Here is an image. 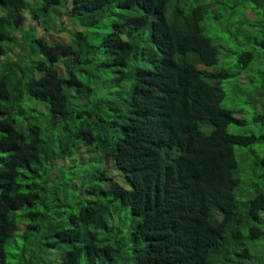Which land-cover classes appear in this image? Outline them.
Here are the masks:
<instances>
[{"label":"trees","instance_id":"trees-1","mask_svg":"<svg viewBox=\"0 0 264 264\" xmlns=\"http://www.w3.org/2000/svg\"><path fill=\"white\" fill-rule=\"evenodd\" d=\"M244 2L0 0V264H264V0ZM226 82L260 133L230 130Z\"/></svg>","mask_w":264,"mask_h":264},{"label":"rangeland","instance_id":"rangeland-1","mask_svg":"<svg viewBox=\"0 0 264 264\" xmlns=\"http://www.w3.org/2000/svg\"><path fill=\"white\" fill-rule=\"evenodd\" d=\"M245 2L244 3H241L239 5L240 9H239V12H246V8H247V12L248 10H250L247 6L249 3H252L251 0H244ZM62 10L65 12L64 8H62ZM134 13H139V12H134ZM63 14V15H62ZM62 15V18L63 19H66L67 18V14L66 13H61ZM242 16H240V19H241ZM30 20H33V19H30ZM29 19H27V22L30 21ZM108 20V19H107ZM219 21V20H218ZM67 25H69L68 27L70 28L71 27V24L69 21H67ZM59 28H61V26L59 25ZM58 28V29H59ZM43 34H45L46 32L43 31L42 32ZM60 33L61 32H57L55 30H51V31H47V33L45 34L47 37H53L54 39H58L60 37ZM218 34L220 36H224L223 33L221 32H218ZM236 58V57H235ZM236 60V59H235ZM234 60V61H235ZM207 70H211V67H205ZM245 72V71H244ZM245 74H248L245 72ZM248 77V76H247ZM249 78V77H248ZM245 81H248L247 79H245ZM245 84H248L247 82H243L242 81L239 83V87L242 88L243 90V86L244 87H247ZM226 87H227V90H228V93H229V96L227 97V99L225 100L224 102V105L225 106H230V105H233L234 106V109L238 111L237 113V116L239 117H242V118H245L248 120V125H239V124H232L231 127H230V130L232 131H241V132H245V130L251 128L254 132L256 133H260L259 130H257L255 128V125H254V122H253V119H254V113H255V107L254 105H251V104H248L246 103V100L250 97V94L248 92H245V91H241L238 87L234 86L232 87L231 83H228L226 82ZM258 115V113H257ZM256 115V116H257ZM251 126V127H250ZM92 148V147H91ZM93 150L92 151H89L87 153V157L89 156H93L98 153L100 155V153L98 151H96L94 148H92ZM84 150V149H82ZM260 155L262 157H264V147L261 146L260 148V151H259ZM85 167H90V163H88L87 165H85ZM84 177V176H82ZM26 182V180H24ZM23 182V187L26 185L25 182ZM82 181H86V179H83L82 178ZM100 183H102V185L105 183L104 181H99ZM78 186V185H77ZM88 184H83V188L82 187H79L78 186V189H76L77 193H79L81 195L82 198H88V199H91V200H96L100 197L102 198H107V196L103 195V194H95V193H88L87 192V189H88ZM105 187V185H103ZM74 192L73 190H70L68 192V195H69V203L68 205L66 206H62L60 207L59 209H63V210H72L69 205H73L74 209L76 208V200L79 199V198H75V195H74ZM78 197H80L78 195ZM112 196H108V198H111ZM64 198V193L63 191H60L59 195H58V198H57V202H60L61 199ZM119 204V201H115L114 202V209H115V205H118ZM118 211L121 212V214H124L125 213V209L123 207H119L118 208ZM118 213V212H117ZM53 220H56L53 219ZM25 225V223H20V228H23ZM20 231V230H19ZM19 236V235H17ZM20 238V242H18V247L14 250V252L17 251V253L20 251V248L23 244V237L19 236ZM45 240L44 238H42V241ZM40 243V242H39ZM65 247H68V244H64ZM64 251V248H59V247H56V248H52L50 250H47L46 252H44L42 255H43V259L47 262V264H58L60 262V259H61V253Z\"/></svg>","mask_w":264,"mask_h":264}]
</instances>
